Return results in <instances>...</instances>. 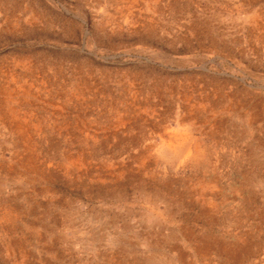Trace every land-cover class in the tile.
Masks as SVG:
<instances>
[{
  "label": "rangeland",
  "instance_id": "obj_1",
  "mask_svg": "<svg viewBox=\"0 0 264 264\" xmlns=\"http://www.w3.org/2000/svg\"><path fill=\"white\" fill-rule=\"evenodd\" d=\"M0 264H264V0H0Z\"/></svg>",
  "mask_w": 264,
  "mask_h": 264
},
{
  "label": "bare ground",
  "instance_id": "obj_2",
  "mask_svg": "<svg viewBox=\"0 0 264 264\" xmlns=\"http://www.w3.org/2000/svg\"><path fill=\"white\" fill-rule=\"evenodd\" d=\"M186 149H187V148H185V150H184V151H186ZM184 153H185V152H184ZM179 155H180V154H179Z\"/></svg>",
  "mask_w": 264,
  "mask_h": 264
}]
</instances>
